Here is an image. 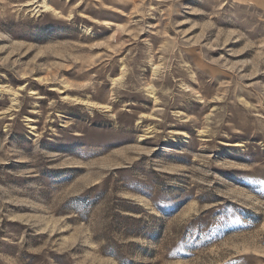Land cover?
Returning a JSON list of instances; mask_svg holds the SVG:
<instances>
[{
	"label": "rangeland",
	"instance_id": "374dc122",
	"mask_svg": "<svg viewBox=\"0 0 264 264\" xmlns=\"http://www.w3.org/2000/svg\"><path fill=\"white\" fill-rule=\"evenodd\" d=\"M0 264H264V0H0Z\"/></svg>",
	"mask_w": 264,
	"mask_h": 264
}]
</instances>
